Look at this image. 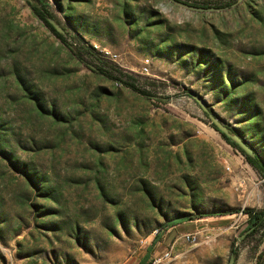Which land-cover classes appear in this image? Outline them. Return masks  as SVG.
Wrapping results in <instances>:
<instances>
[{"label":"rangeland","instance_id":"1","mask_svg":"<svg viewBox=\"0 0 264 264\" xmlns=\"http://www.w3.org/2000/svg\"><path fill=\"white\" fill-rule=\"evenodd\" d=\"M183 1L224 9L50 0L68 32L65 43L25 0H0L2 142L44 178L37 189L0 152V264H138L142 254L145 264H229L233 252L234 264H264V228L251 233L242 212L200 218L229 217L232 228L205 231L197 245L180 240L169 259L155 263L157 230L175 216L195 208L264 212V177L193 98L264 152V0ZM73 35L84 40L83 59L73 52ZM86 43L106 67L85 53ZM169 44L210 49L238 79L246 77L235 97L252 95L259 117L219 100L208 66L195 71L197 56L181 63L178 51L164 52ZM97 64L124 71L147 94L106 77ZM25 86L64 120L44 114Z\"/></svg>","mask_w":264,"mask_h":264},{"label":"trees","instance_id":"2","mask_svg":"<svg viewBox=\"0 0 264 264\" xmlns=\"http://www.w3.org/2000/svg\"><path fill=\"white\" fill-rule=\"evenodd\" d=\"M33 3L27 2V4L30 6V8L33 11V14L60 40L63 42H67L68 38V32L66 31L65 34H61L56 31V29L50 24L48 21L49 17L54 18L58 23L63 25L56 14L54 13L50 0H33ZM56 2H59V0H55ZM198 5V4H194ZM199 6H205L210 7L209 3L201 4ZM218 6V5H217ZM226 6H230L229 3L226 4ZM70 16V15H68ZM65 28V26H64ZM66 30V28H65ZM72 38V37H71ZM73 46H74V54L79 58L83 59V56L85 57V54L83 51H81L82 45L80 43L84 42V40L77 38L73 35ZM88 46V49L90 51H86L85 53L91 57L96 63H101L103 66H107V63L103 60L101 56L97 53V51L89 44L86 43ZM87 48V47H86ZM176 51H178L176 53ZM162 51H159L158 54H161ZM164 52H167L169 55L177 54L179 60H182V57L185 55H193L197 56V61L195 63V71H197L199 68L203 66H208L207 69V80H213L216 81L217 86V93L216 97L220 98L219 100H224L226 105L231 108L234 104L239 103L241 106L242 112H248L250 114V117L253 118V120L257 119L260 115V111L258 108V105L255 103V100L252 95L244 96L242 99H239L235 97L236 91L239 89L240 86H242L244 83L247 82L246 77H242L241 79H238L237 75H234L231 69V66H226V62L220 58L215 57V55L212 53L210 49H198L195 46H185V45H174L169 44L165 47ZM181 63H186L184 60L181 61ZM98 70L105 74L106 77L115 80L118 83H122L128 87L133 88L136 91H140L143 94H147V91L141 90L136 82L134 81L133 77L127 75L124 73V71L120 69H114L110 68L111 70L106 69L105 67L97 64L96 65ZM26 91L31 95V98L36 100L40 110L47 115L53 116V118L56 121H62L64 118L62 116L53 110H48L40 103L38 95L35 97L32 96L34 94V91L28 87L25 86ZM238 100V101H237ZM212 126L215 128L214 124ZM260 125H257L258 128ZM1 129H5L3 127V124H0V152L4 155V157L7 159L9 164L18 172L24 174L29 182L37 188L44 187L43 180L44 178L37 174V171L34 167H32L28 162L22 161L17 157L14 149H6L5 144L2 141L8 142V137L5 131H1ZM233 132H236L234 129L230 128ZM260 130V127H259ZM238 133V132H236ZM239 134V133H238ZM240 135V134H239ZM223 138L234 148L238 149L246 158V160L264 177V152H259L257 148H255L248 140H245L250 144V146L255 150L256 155L250 156L247 155L235 142H233L231 139H229L227 136L222 135ZM241 136V135H240ZM243 137V136H241ZM262 145H264V135H262L261 138ZM264 150V149H262ZM197 213H191V214H184L180 216H175L172 218L169 223L171 225H174L176 223L182 222V221H188V220H195L210 216H224L228 214H235L242 212L243 214H246L249 217V222L251 225V228H254L251 233L255 234L260 229L264 228V212H257L254 208L251 207H245V208H230V209H221L219 211H200L197 210ZM166 230V229H165ZM165 230L159 229V233L155 236L154 242H156L161 235L165 232ZM235 253V252H234ZM236 254V253H235ZM0 259L3 260L2 256L0 255ZM147 260V257L140 262V264H145V261ZM257 264H263L262 261H259Z\"/></svg>","mask_w":264,"mask_h":264},{"label":"water","instance_id":"3","mask_svg":"<svg viewBox=\"0 0 264 264\" xmlns=\"http://www.w3.org/2000/svg\"><path fill=\"white\" fill-rule=\"evenodd\" d=\"M27 2L33 3V0H25ZM173 5H176L180 8L187 9L190 11H200V12H214V11H220L224 8L221 7H205V6H199L194 5L188 2H185L183 0H167ZM48 21L50 24L56 29L57 32L61 34H65L66 30L63 25L58 23L54 18L49 17ZM193 98L197 101V103L202 107L203 111L208 115L210 121L212 124H214L215 129L221 134L227 136L229 139H231L233 142H235L247 155L255 156L256 152L255 150L250 146V144L241 137L238 133L233 132L230 127L220 118L219 115H217L214 111H211L209 107L206 105L205 101L201 98L193 95ZM235 262V253H232V256L230 258L229 264H234Z\"/></svg>","mask_w":264,"mask_h":264},{"label":"crops","instance_id":"4","mask_svg":"<svg viewBox=\"0 0 264 264\" xmlns=\"http://www.w3.org/2000/svg\"><path fill=\"white\" fill-rule=\"evenodd\" d=\"M229 217H212L208 219H195V220H188L176 223L165 230V232L161 235V240L158 244L161 245L160 253L167 251L171 246L174 249L178 248V246L182 243L180 242V237L183 233L186 232H194L197 230H204L206 232L211 231H229L232 228L230 224ZM191 225L190 229L184 228V226ZM159 254V255H161ZM158 255V256H159ZM144 255L136 256L138 264L142 262Z\"/></svg>","mask_w":264,"mask_h":264},{"label":"built area","instance_id":"5","mask_svg":"<svg viewBox=\"0 0 264 264\" xmlns=\"http://www.w3.org/2000/svg\"><path fill=\"white\" fill-rule=\"evenodd\" d=\"M104 52L107 55H109L110 57H113V58L118 57V55H114L111 51L105 50ZM150 70H151V65H147V64L142 65V73L149 74ZM204 232H205L204 230H197L194 232H186V233H183L181 235L180 240L182 242H185V243H188L191 245H197L201 242V239H202ZM158 233H159V230H157V234ZM145 242H146V239L141 240V244H145ZM173 249H174V247L171 246L167 251L163 252L161 255L156 257L155 263H158V260H160V259H169L172 256Z\"/></svg>","mask_w":264,"mask_h":264}]
</instances>
